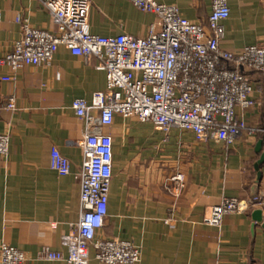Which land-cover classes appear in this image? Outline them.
Masks as SVG:
<instances>
[{
  "label": "crops",
  "instance_id": "0c3cea01",
  "mask_svg": "<svg viewBox=\"0 0 264 264\" xmlns=\"http://www.w3.org/2000/svg\"><path fill=\"white\" fill-rule=\"evenodd\" d=\"M160 1L176 4L187 17L208 25L211 0ZM229 3L222 46L238 50L264 43V0ZM20 15L33 25L56 28L42 0H0V54L22 37ZM152 17L132 0H92L90 24L98 33L126 30L144 35ZM6 71L0 68V100L15 93L17 108L0 109V131L11 133V157L0 153V247L6 240L22 248L26 264H67L38 256L42 246L60 248L64 234L80 217L85 154L78 145L67 144L88 128L65 105L79 92L90 100L106 80L66 46L50 62L22 68L17 80H3ZM247 73L258 104L239 108V114L249 128H263L264 73L255 68ZM94 127L114 137L109 223L101 234L139 245L143 259L133 264H264V225L254 218V210L264 207V162L257 168L264 155L261 129H245L230 142H217L200 141L191 131L181 138L168 137L156 123L136 114L117 115L112 125ZM54 146L71 159L68 174L52 168ZM178 170L185 174L180 192L171 180ZM258 181L254 196L252 187ZM231 196L240 198L241 210L226 215L221 224L207 222L209 206ZM255 198L263 203L254 205ZM94 252L92 247L91 264H111L100 263Z\"/></svg>",
  "mask_w": 264,
  "mask_h": 264
},
{
  "label": "built area",
  "instance_id": "2783aa9c",
  "mask_svg": "<svg viewBox=\"0 0 264 264\" xmlns=\"http://www.w3.org/2000/svg\"><path fill=\"white\" fill-rule=\"evenodd\" d=\"M52 12L55 29L31 24L18 16L24 33L0 54L3 80H17L30 64L50 62L61 46L84 56L103 76L106 85L89 100L79 92L65 107L85 120L86 133L67 145H78L85 154L81 169L82 192L79 221L64 234L62 246H42L39 257L67 264H91L92 247L100 263L133 264L143 259V250L132 239L101 232L109 221V196L114 176V137L96 130L95 124L110 126L117 115H138L156 123L166 136L181 138L192 132L198 140L230 142L243 130L255 133L264 127L251 126L239 108L258 104L251 68L264 73V43H249L229 50L221 42L231 14L229 0H211L208 25L184 15L176 4L160 0H132L153 14L147 33L121 30L98 33L91 30L92 0H42ZM16 94L0 100V109L17 108ZM260 103V101H259ZM93 109L97 113H93ZM11 133L0 131V153L10 154ZM71 159L57 146L52 148L51 166L59 174L71 171ZM176 191L185 186V174L171 176ZM254 205L258 202L256 198ZM241 210V200L231 196L209 206L206 221L221 224L224 217ZM57 221L52 222L54 227ZM0 264H26L25 251L1 241Z\"/></svg>",
  "mask_w": 264,
  "mask_h": 264
},
{
  "label": "water",
  "instance_id": "95a60500",
  "mask_svg": "<svg viewBox=\"0 0 264 264\" xmlns=\"http://www.w3.org/2000/svg\"><path fill=\"white\" fill-rule=\"evenodd\" d=\"M264 162V155L259 160L257 164V168L260 167V164ZM259 169V168H258ZM262 172L259 170L258 180L261 179ZM259 190V181L254 183L252 187L253 195H257V192ZM254 218L257 219L260 223L264 225V207L256 208L254 210Z\"/></svg>",
  "mask_w": 264,
  "mask_h": 264
}]
</instances>
